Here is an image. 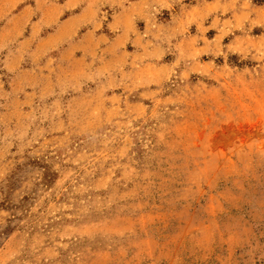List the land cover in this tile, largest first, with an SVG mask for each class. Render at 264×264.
I'll use <instances>...</instances> for the list:
<instances>
[{"label": "rangeland", "instance_id": "374dc122", "mask_svg": "<svg viewBox=\"0 0 264 264\" xmlns=\"http://www.w3.org/2000/svg\"><path fill=\"white\" fill-rule=\"evenodd\" d=\"M60 1L0 0V264H264V0H84L37 47Z\"/></svg>", "mask_w": 264, "mask_h": 264}, {"label": "crops", "instance_id": "0c3cea01", "mask_svg": "<svg viewBox=\"0 0 264 264\" xmlns=\"http://www.w3.org/2000/svg\"><path fill=\"white\" fill-rule=\"evenodd\" d=\"M83 2L84 0H62L59 2V6H57L56 4V7L57 9L60 10L62 17L60 18L59 22L57 23V26L55 27L49 28L44 23H42V26H43L42 31H44V33L42 35L39 34L40 43L38 44L37 47H40L42 45H47V46L53 45V43H55L56 40L59 38H64L63 40H66V43L72 40V38L68 37L67 34L61 35L60 33H58L59 32L58 30L61 25L65 29L69 24H72V23L73 24L75 23L76 25H78L77 27L81 29V23L83 24L82 18H81L82 10H83ZM24 8L25 9H22L19 12V15H21L24 11H27V7H24ZM42 16L43 14H39L38 19H33L31 21L30 26L26 30L27 33L24 34L21 43L35 40L34 32H33L34 25L39 23L42 20ZM77 29L78 28H76V30Z\"/></svg>", "mask_w": 264, "mask_h": 264}]
</instances>
